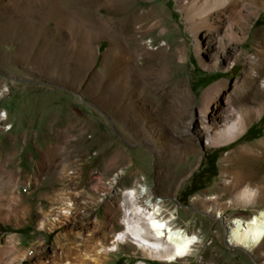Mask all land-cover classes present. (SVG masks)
Returning <instances> with one entry per match:
<instances>
[{
  "label": "rangeland",
  "instance_id": "1",
  "mask_svg": "<svg viewBox=\"0 0 264 264\" xmlns=\"http://www.w3.org/2000/svg\"><path fill=\"white\" fill-rule=\"evenodd\" d=\"M90 2L0 0V111L10 110L0 120V264H165L129 241L102 250L122 227L121 189L135 183L196 232L192 254L173 264H264V241L253 252L228 244L227 218L251 212L229 203L239 184L222 185L233 171L247 172L257 190L249 209L264 207V0H239V43L223 30L225 47L205 36L207 66L177 0ZM76 5L103 23L91 42L75 31ZM122 7L151 12L140 39L150 53L111 43ZM217 81L224 87L209 118L221 124L228 107L247 113L245 131L220 147L205 144L200 118L204 92ZM56 100L53 124L70 121L74 139L49 133L34 141V129L24 137L11 126L17 106L44 116ZM243 146L253 149L239 157ZM45 174L25 194L22 186ZM210 194H219L221 214L205 212L201 199Z\"/></svg>",
  "mask_w": 264,
  "mask_h": 264
},
{
  "label": "bare ground",
  "instance_id": "2",
  "mask_svg": "<svg viewBox=\"0 0 264 264\" xmlns=\"http://www.w3.org/2000/svg\"><path fill=\"white\" fill-rule=\"evenodd\" d=\"M177 2L186 26L193 34L194 50L204 66L207 64L201 54L204 52L203 44L207 41L204 39L205 36L216 40L221 47H225V41L221 35L219 36L220 30H223L228 41L233 43L241 41V36L237 32L241 15L239 0H177ZM76 4H82L84 8L86 5L91 6L90 0H76ZM77 5L74 9L75 31L87 36L90 31L102 30L103 23L98 20L97 16L95 18L89 9H85V13L81 10L83 8ZM119 11L118 15H122L123 18L119 23V20L114 21V30L118 31V35L112 39L111 43L119 47L128 46L142 50L144 47V43L140 41L144 32L142 28L145 21L150 18L151 12L140 14L134 10L128 13L126 7L120 8ZM93 40L89 36L84 37L86 42ZM164 44L165 42L161 45ZM144 48L145 54L152 50L151 47ZM262 52L264 54V50ZM254 72L255 67L252 66L249 75L251 76ZM222 87L224 83L217 81L206 89L200 108L202 127L207 137L205 144L210 146H225L237 139L246 128L247 113L244 110L228 107L221 124L215 117L209 118L213 116L212 102ZM6 89L4 85L0 90V96ZM3 118H5V111L1 110L0 120ZM258 146L263 149L261 159H264V140ZM252 149L253 146H243L237 154L242 157ZM248 178L247 172L241 175L238 171H233L231 179L225 178L222 185L224 189H228L234 184L235 186L239 184L229 203H235L241 206V210L251 212L249 217L231 216L227 218V242L253 252L258 250L264 241V207L257 210L249 209V206L256 202L257 190ZM151 197V193L140 183L121 189L119 208L122 227L120 231L112 234V245L103 247L102 250H115L118 244L129 241L142 252L144 258L165 264L176 263L192 254V247L198 242V238L195 231L187 229L191 222H187L184 226L176 225L175 215L165 208L164 200L160 197L155 199ZM218 197L219 194H210L201 199L206 213L214 211L221 214L222 206L217 202Z\"/></svg>",
  "mask_w": 264,
  "mask_h": 264
},
{
  "label": "crops",
  "instance_id": "3",
  "mask_svg": "<svg viewBox=\"0 0 264 264\" xmlns=\"http://www.w3.org/2000/svg\"><path fill=\"white\" fill-rule=\"evenodd\" d=\"M52 96H55L58 98H62L61 90L55 89L53 92H51ZM41 96H45V92L40 93ZM56 100L54 104H52L49 107H47L45 110L49 109V111L46 113V115H39L35 117H29L28 113H30V110L26 109V106H17L16 109L13 110V119L11 120V126L18 127L20 129H23V131L20 133L22 136L27 135V130L34 129L33 132V140L37 138V140H44L46 136L49 133H52L53 136H56L60 141H63L67 143L69 140L74 139L76 136L74 135L75 132L70 133L69 131L73 129L71 126V122L67 121L66 123L56 125L54 126V118L52 116L53 110H58L61 104L60 101ZM9 107H3L2 109L7 112ZM10 111V110H9ZM11 113V112H10ZM20 113V115H19ZM18 114V115H16ZM50 114V116H48ZM36 126V127H35ZM37 135V137H36Z\"/></svg>",
  "mask_w": 264,
  "mask_h": 264
},
{
  "label": "built area",
  "instance_id": "4",
  "mask_svg": "<svg viewBox=\"0 0 264 264\" xmlns=\"http://www.w3.org/2000/svg\"><path fill=\"white\" fill-rule=\"evenodd\" d=\"M47 174L45 175H34V183L29 184L28 186H22L23 191L25 194H30L37 188H39L43 182L46 180Z\"/></svg>",
  "mask_w": 264,
  "mask_h": 264
},
{
  "label": "trees",
  "instance_id": "5",
  "mask_svg": "<svg viewBox=\"0 0 264 264\" xmlns=\"http://www.w3.org/2000/svg\"><path fill=\"white\" fill-rule=\"evenodd\" d=\"M247 131H249V128L247 129Z\"/></svg>",
  "mask_w": 264,
  "mask_h": 264
}]
</instances>
